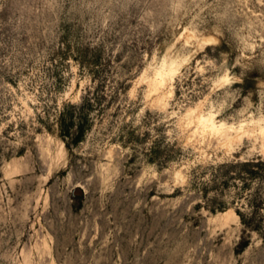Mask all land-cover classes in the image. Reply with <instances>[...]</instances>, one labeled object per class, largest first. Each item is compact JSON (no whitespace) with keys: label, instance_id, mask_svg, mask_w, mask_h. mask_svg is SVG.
<instances>
[{"label":"rangeland","instance_id":"obj_1","mask_svg":"<svg viewBox=\"0 0 264 264\" xmlns=\"http://www.w3.org/2000/svg\"><path fill=\"white\" fill-rule=\"evenodd\" d=\"M197 106L264 120V0H0V264H264L263 142Z\"/></svg>","mask_w":264,"mask_h":264},{"label":"bare ground","instance_id":"obj_2","mask_svg":"<svg viewBox=\"0 0 264 264\" xmlns=\"http://www.w3.org/2000/svg\"><path fill=\"white\" fill-rule=\"evenodd\" d=\"M201 41L205 45H211L216 43L218 41V38L214 35H207L203 36L201 38ZM178 70L179 63L176 60H164L157 67L154 68L152 75L147 78V84L149 86L150 92L157 95L159 101L163 99L165 95L164 90L166 88L168 89L169 94L173 93L175 76L177 75ZM144 76H146V71L143 74V77ZM221 80L225 82V85H227L230 81L228 76H223ZM182 115L184 117L189 118L188 125L194 126V132L199 131L220 133L228 139H233V137H237L239 141H243L250 137L261 139L263 142L261 143L263 151H261L263 152L262 154H264V120L262 118H252L247 122H242L239 126H227L222 123L216 124V117L218 116V113L213 110L208 112L200 111L198 106L186 109ZM228 144L229 143H227V145ZM230 212L234 213L232 209H228L227 211L222 212V214L225 216Z\"/></svg>","mask_w":264,"mask_h":264},{"label":"clouds","instance_id":"obj_3","mask_svg":"<svg viewBox=\"0 0 264 264\" xmlns=\"http://www.w3.org/2000/svg\"><path fill=\"white\" fill-rule=\"evenodd\" d=\"M198 54H199V53H198ZM198 54H197V55H198Z\"/></svg>","mask_w":264,"mask_h":264}]
</instances>
